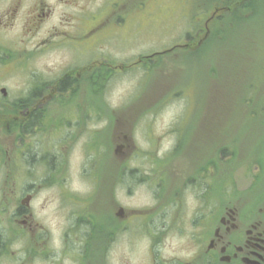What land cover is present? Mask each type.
<instances>
[{
    "label": "rangeland",
    "instance_id": "obj_1",
    "mask_svg": "<svg viewBox=\"0 0 264 264\" xmlns=\"http://www.w3.org/2000/svg\"><path fill=\"white\" fill-rule=\"evenodd\" d=\"M224 1L0 0L2 101L41 104L30 129L0 108V224L22 201L34 224L18 246L75 201H201V161L211 204L264 201V0Z\"/></svg>",
    "mask_w": 264,
    "mask_h": 264
},
{
    "label": "flooded vegetation",
    "instance_id": "obj_2",
    "mask_svg": "<svg viewBox=\"0 0 264 264\" xmlns=\"http://www.w3.org/2000/svg\"><path fill=\"white\" fill-rule=\"evenodd\" d=\"M0 93V108L11 111L15 127L18 115L27 118L24 128L37 117L33 111L41 104L17 98L3 102L6 88ZM200 163L201 201H75L78 209L63 215L57 238L45 234L41 251L17 244L13 222L21 218L26 234L34 229L28 203L22 201L7 218L8 226L0 224V264H264V201L211 204L208 162ZM198 177L195 168L188 184L193 187ZM168 237L179 246L165 245Z\"/></svg>",
    "mask_w": 264,
    "mask_h": 264
},
{
    "label": "trees",
    "instance_id": "obj_3",
    "mask_svg": "<svg viewBox=\"0 0 264 264\" xmlns=\"http://www.w3.org/2000/svg\"><path fill=\"white\" fill-rule=\"evenodd\" d=\"M256 2H258V0H225L223 3V8L226 10V14L228 16L239 17V12L246 11L248 8L252 9L255 5H257ZM66 82L67 81H64V85L67 84ZM35 120H36V117L34 118L33 116L32 123H29V125L27 126L28 129L31 128Z\"/></svg>",
    "mask_w": 264,
    "mask_h": 264
},
{
    "label": "water",
    "instance_id": "obj_4",
    "mask_svg": "<svg viewBox=\"0 0 264 264\" xmlns=\"http://www.w3.org/2000/svg\"><path fill=\"white\" fill-rule=\"evenodd\" d=\"M2 92H3V93H5V90H4V89H2Z\"/></svg>",
    "mask_w": 264,
    "mask_h": 264
}]
</instances>
